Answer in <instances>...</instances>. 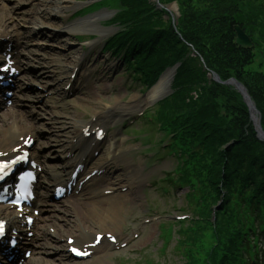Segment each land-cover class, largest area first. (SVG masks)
Wrapping results in <instances>:
<instances>
[{
    "label": "trees",
    "instance_id": "1",
    "mask_svg": "<svg viewBox=\"0 0 264 264\" xmlns=\"http://www.w3.org/2000/svg\"><path fill=\"white\" fill-rule=\"evenodd\" d=\"M110 1L118 10L110 24L122 30L105 49L115 55L125 51L126 60L134 57L145 87L180 64L172 93L159 103L155 120L173 135V151L194 150L180 181L190 186L192 212L202 222L181 230V241L206 254L214 247L210 264H247L244 254L255 258L254 248L264 235V142L257 139L241 97L207 76L212 72L221 81L241 83L264 132V75L248 70L253 51L264 57V0H159L164 6L176 4L175 27L150 0ZM234 25L247 34L252 49L234 44ZM193 254H183L189 264L197 262Z\"/></svg>",
    "mask_w": 264,
    "mask_h": 264
},
{
    "label": "rangeland",
    "instance_id": "2",
    "mask_svg": "<svg viewBox=\"0 0 264 264\" xmlns=\"http://www.w3.org/2000/svg\"><path fill=\"white\" fill-rule=\"evenodd\" d=\"M65 1L68 2L69 6H75L74 9H76V11L69 12V14L67 15L71 16L72 18L68 21L63 19V24H60L51 16L48 21L44 22L45 26H47L49 30L51 29L54 31L59 30L63 33L65 32V35L62 37V41L63 43H65L64 46H60L58 43L56 44L49 42L44 37L24 40L28 47L30 45L34 46L35 44L39 48H41L38 49L36 47H31L33 48L34 52H36L41 58H43V62H41L39 65L28 62L29 60L33 59V57L27 53L25 55V60L32 68L35 77L37 76L44 78V84L43 81L32 82L31 85L28 86L30 88V90H28L29 94H25L26 98L22 99L23 101L21 103V106L22 108L27 110L29 114L32 115L33 119L35 120L34 123L37 125H41L44 129H42V132H38V137H40L42 142L46 143V140L44 139L48 140L52 138L54 140L51 143V145H53L51 146V148L44 146L43 154L49 157L51 155L53 159H56L51 162L53 163L52 165L58 166L60 164V161L58 160L62 157V154L58 147H55L56 144L59 146L56 136H63L66 128H70V130L74 129V125L72 126L73 123L76 124V122H80V120L81 122L83 120H89L91 118L93 109L89 105H87L85 101H82L81 98L83 97V91L80 94L79 92H76V95L74 94L73 98L57 97L56 99H53V97H50L51 95H53V92H51V85L53 84L52 79L55 78L54 73L59 70L56 69L57 66H62V70L67 72L66 75H57L58 78L56 79V82L57 80L58 83L64 82V84L61 86L62 88L68 84L67 81L71 76V69L74 66L73 62L75 63V61L82 55V53H88L85 68L82 71V74L84 71H86L85 69H88L89 67L97 73L102 72L104 69H110V72L106 75V79H101V83L103 84L104 89L103 95L107 97V99L110 98V102H107V104H112V100L116 101V103L120 102L121 105L125 106L132 98L138 99L141 102L143 101L144 103H142L140 111L133 114L132 117H134V119L128 118L121 121L116 120L112 124H110L109 129V136L112 133H115V140L118 142V148L120 150L130 149L131 151L129 154H124L122 157H120L118 162L121 163L122 161H127L129 162V166H135V168L139 170L138 175L144 183L139 193L136 194V197H138V202L135 203L134 198H131L132 203H127L122 212L118 215L114 229L117 231V234H120L122 233V230L128 227L134 229L136 227H139V229H137L136 231L128 233L129 235H131V233L136 232L140 235V237L134 245L135 250L133 254H129L127 250L119 253H113L104 260L106 261V263L104 264H142L145 262V260H151L153 264H183V260L174 249V240L170 241L163 252L161 251V241L158 237V226L162 220L167 218V216H170L172 219H174L175 216L190 215L188 212L182 213L180 211L181 209L186 207V202L184 199L186 189H177V191L171 193L169 196H162L160 193L154 191L153 189H148L147 191L143 192V190H145V183H150L152 182L153 178L161 177L165 172L172 171L176 166V160L173 156L166 155V152L163 151V147L165 146V144L159 146L157 145V143L161 139V135L159 134V132L155 131L154 129L148 128H146V131L143 132L144 128H141L142 126L139 121H135L132 125L128 124L129 121L137 119V117L140 116V114L143 112H153L157 102L166 97L169 94V90H166L164 95L157 97V99L153 101H144L148 100L150 90L147 93H143L140 85L134 82L132 78L129 77L128 74H126L124 68H122L121 64H119L118 60L109 57V55L107 54L100 55V49L103 47L106 40L117 32L116 28L111 27L108 24L109 20L112 19L117 13V10H114L113 8L107 6H101L99 8L92 9L91 6L94 3L99 2L100 0ZM45 2V0H3L2 4L5 5V7L17 8L18 11L16 13L19 17L21 14L26 12H34L38 9H40L41 12H43V10H47ZM150 2L153 4V0H150ZM166 6L169 12L174 17H179L178 8L176 10V6L173 3ZM86 8H89V11L88 13H85L84 16L75 15L80 10ZM7 12L10 18V22H12L9 23L8 28L13 31V33L19 31L20 28L21 30H25V28L35 27L32 25H26L22 22H18L22 27H16V25H13V21L11 20V17L13 16L10 17L8 10ZM46 18L48 17L46 16ZM87 19L95 20L97 28H86L85 30L82 29L80 31H77L76 29L79 27V24L83 21H86ZM86 30H88L89 33L86 32ZM66 32L75 35H67L68 33L66 34ZM93 44L95 45L94 49L90 50L91 52H88V47ZM66 49H71L72 51L78 52L77 55L75 54L71 56L70 59L73 60V62H70L67 65L66 62L68 61V59L63 58V56L65 55L64 50ZM254 55L256 57L253 64L248 68V70L264 75V59L261 58V55L257 54L256 51H254ZM60 56L62 59L60 58ZM46 58L52 60L51 65L47 67L44 66L46 64V61L48 60ZM54 66L55 69H53ZM68 66H70V69L68 68ZM75 80H77V78ZM85 82V85H87L92 90L96 88L97 82L94 78L86 79ZM111 86H113V91L110 90ZM36 88H46V93H42L41 91L36 90ZM49 94L51 95L49 96ZM98 103L100 105H105L104 102L102 104L98 101ZM64 118L69 119L68 121L70 124L68 126L59 124V122L63 121ZM141 119L142 118H140L139 120ZM141 123H143V121H141ZM121 130L126 131V138L121 136ZM48 131H53V133H48ZM145 137H150L151 142H147L145 140ZM115 140H111L110 137L109 143L112 141L114 142ZM53 149L54 151H56L54 153H51V150ZM122 167L124 168V166ZM121 174H124V171H122ZM121 174H115L114 177H120ZM146 199L149 202L148 205L146 203ZM104 204L105 203H103V206H105ZM149 205L151 206L152 211L155 212H152L151 210V212L148 211ZM59 206L61 207L62 204H59ZM153 213L163 216L161 218L162 220L159 219L157 222L153 221L151 215ZM145 220H149L150 223L145 224ZM93 225L94 226H91L92 232L102 233L101 231L103 230H100L96 226V220ZM65 237L67 236L64 235L62 237V240H64ZM53 261H55L56 263V260Z\"/></svg>",
    "mask_w": 264,
    "mask_h": 264
},
{
    "label": "bare ground",
    "instance_id": "3",
    "mask_svg": "<svg viewBox=\"0 0 264 264\" xmlns=\"http://www.w3.org/2000/svg\"><path fill=\"white\" fill-rule=\"evenodd\" d=\"M45 4L47 7V10H44V12H41L40 9L34 12H26L21 14L19 17L17 16L18 9L15 7H5V5L2 4L0 1V29L7 30L9 25V16L15 17V25L17 27H20L21 25L18 22H22L27 25H32L35 27L26 28L25 30H21L16 36H12V40L14 43H18L21 45L23 49V53H27L33 57V59L30 60V62L39 65L41 62H43V58H41L34 50L26 44V42L23 43L24 39H31L34 37H44L49 40V42L52 43H58L60 46H64L65 43H63L62 35L59 32L55 31H48L47 27L45 26L46 21L51 18V15H53L55 12L53 9H57L58 11L66 12H72L76 11L75 6H62L61 4H56L55 0H45ZM31 13V14H30ZM46 16L48 18H46ZM86 28H97L96 21L95 20H89L83 21L79 24V27L76 29L77 31H80L82 29ZM88 32V30H86ZM89 33V32H88ZM1 30H0V36H1ZM3 39L12 41L11 36L10 38L6 35L2 34L1 36ZM12 41V42H13ZM62 44V45H61ZM37 46V45H36ZM34 44V47H36ZM94 44L89 47L88 49L91 50L94 48ZM33 47V46H32ZM37 48V47H36ZM39 48V47H38ZM62 48V47H61ZM41 49V48H39ZM65 55L63 58L68 59L66 62V65L70 62H73L71 60L72 55H77V51H72L71 49L64 50ZM60 55V54H59ZM62 56V55H61ZM60 56V58H61ZM48 59V58H46ZM59 59V58H58ZM62 59V58H61ZM87 54H82L81 57H78V59L73 62V70L78 64H83L86 62ZM45 60V59H44ZM59 61V60H58ZM23 66L26 65L22 62ZM23 67V72H25V78H22V81L19 85V94L22 96L23 90L22 86L25 84L24 82H34L38 81L36 77L33 75H28V70H25ZM70 66H68L69 68ZM67 68V67H65ZM61 69V74L66 75L67 72L62 70V66L59 67ZM70 69V68H69ZM68 71V70H66ZM107 69L103 70L100 73V77H96L95 81L98 82L96 85V88L92 90L89 87H81L80 90L78 89L79 94L83 91V97L81 98L82 101H85L87 105H89L92 110L91 119L88 120V122L83 123L82 125L77 126L75 129V137H78L79 134L82 135L81 131L83 129H89L91 131L92 129H95L96 127L104 128L103 126L106 123L114 122L117 119H120L122 117H128L135 113L136 111L140 110V107L143 101H139L138 99L132 98L128 104L125 106L121 105L120 102L116 103V101H112V104H107V102H110V98L107 99L103 95L104 89L103 84L101 83V79H106ZM95 74V72H94ZM90 75V74H89ZM172 74L171 72L164 73L161 78L159 79L158 83L152 88V90L149 93L148 100L144 101H153L157 99V97H160L161 95H164L166 90H168L169 84L171 82ZM77 80H80V84L82 85L85 83V75L84 77L80 76ZM63 83H55L53 84V91H55L56 96L63 97L66 92H64L61 89V85ZM75 86H78L77 84ZM75 91L74 85L69 88V92ZM111 90L113 91V86H111ZM99 102H101L105 105H100ZM19 102V101H18ZM117 104V105H116ZM19 105V104H18ZM18 107H21L20 105ZM44 108V107H42ZM69 119L64 118V120L59 123L63 126H68L70 123L68 121ZM35 120L33 119L32 115L27 112L24 108L22 110H12L5 112L4 114L0 115V154H8L13 148L14 143L17 141V139L22 136L24 133L26 134H35L38 135V132H42V126L37 125L34 123ZM80 124V122H79ZM44 130V129H43ZM65 134H69L70 130L69 128L65 129ZM48 133H53V131H48ZM57 141H59L60 147H63L64 145H68L69 142H64L63 139H65V135L63 136H56ZM39 139V138H38ZM46 140V143L39 142L38 148L43 149L44 146L51 147V143L54 141L51 139H44ZM56 141V142H57ZM55 142V143H56ZM82 141H78L77 144L72 145L74 148L80 145ZM58 145L56 144L55 147ZM59 147V146H58ZM54 151V150H53ZM107 155L106 157L95 167V168H112L115 166V162H117L120 157H122L124 154H129L131 151L130 149L126 150H120L116 144H111L106 149ZM55 152V151H54ZM45 156V155H44ZM39 153V161L45 167L46 169V157H44ZM115 159V160H114ZM117 160V161H116ZM113 161V162H112ZM112 162V163H111ZM73 163H66L65 169L67 170L69 167L72 168ZM64 166L61 168V171L64 172ZM124 166V174H121L118 179L115 180H109L107 181V184H103L99 186L97 194L100 193H106V192H115L119 191L120 189L126 187V193L121 195H115V196H109L107 198H99L95 202H89V198L93 197L94 193H88L85 199L83 198H72L65 209L60 210L57 206L47 205L46 202V190H47V180H53L52 177L48 178L50 175L45 172H43L42 177L39 179V192H38V207L40 210V213H46L45 216H39L38 217V225L35 231V237H36V244L34 245L33 250V259L32 264H51L50 261L45 259V253L48 246H51L52 244V238H50L49 234H47L46 229L44 228L49 224L50 227L54 228L56 231V236L59 238L62 237L63 234H73V232L77 233L75 239L77 240L78 246L82 247L83 245H87L89 243L93 242V239L91 237V226H94L93 223L96 220V226L99 228L103 234H113V231H110V228H114L115 223L117 221L118 215L122 212L123 208L127 203H130L133 197L134 200L137 199L136 197V188H137V181L141 182V178L139 177V170L138 169H132L129 166V162L122 161L117 165L118 169ZM120 170V169H119ZM122 171V170H120ZM130 173H133V175H130ZM53 177L60 178L61 176L59 174H54ZM48 178V179H47ZM46 180V182H45ZM94 180V179H93ZM91 180L90 182H92ZM104 182H106L104 180ZM46 184V185H45ZM103 203H105L103 206ZM132 203V202H131ZM61 211L63 216H57L56 212ZM110 224V225H108ZM107 228V229H106ZM85 231L88 233L86 234ZM90 233V234H89ZM104 246H100L97 248H94L92 251L93 253H99L101 254L99 258H104L107 256L106 253H104L107 249L111 248L110 244H108L105 240ZM48 244V245H47ZM53 250H57V247L52 245ZM62 264H65L62 262Z\"/></svg>",
    "mask_w": 264,
    "mask_h": 264
},
{
    "label": "water",
    "instance_id": "4",
    "mask_svg": "<svg viewBox=\"0 0 264 264\" xmlns=\"http://www.w3.org/2000/svg\"><path fill=\"white\" fill-rule=\"evenodd\" d=\"M234 33L236 35L235 37V44L238 47H242V48H250L252 47V43L250 42L249 38L243 33V31H241V29L237 26H235L233 28ZM213 80L218 83V84H222V85H226V86H232L242 97L243 102L245 103V105L248 108L249 114H250V119L253 122V126L255 128V131L257 133V137L261 140H264V133L261 130L260 127V118H259V113L256 110L251 98L249 97L246 89L238 82H236L234 79H230L226 82H221L219 80V78L213 74Z\"/></svg>",
    "mask_w": 264,
    "mask_h": 264
},
{
    "label": "snow or ice",
    "instance_id": "5",
    "mask_svg": "<svg viewBox=\"0 0 264 264\" xmlns=\"http://www.w3.org/2000/svg\"><path fill=\"white\" fill-rule=\"evenodd\" d=\"M6 167L7 165L0 164V171H2ZM0 228H2V226H0ZM73 251L75 252L76 255H87V253H81L79 251H76L75 249H73Z\"/></svg>",
    "mask_w": 264,
    "mask_h": 264
}]
</instances>
